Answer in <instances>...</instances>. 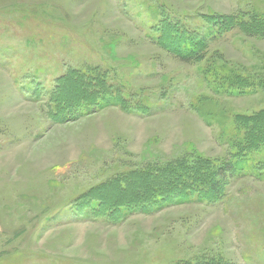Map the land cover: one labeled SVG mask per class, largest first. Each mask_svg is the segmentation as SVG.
I'll return each mask as SVG.
<instances>
[{"label": "rangeland", "instance_id": "1", "mask_svg": "<svg viewBox=\"0 0 264 264\" xmlns=\"http://www.w3.org/2000/svg\"><path fill=\"white\" fill-rule=\"evenodd\" d=\"M210 16L238 22L199 62L151 38L162 21L203 37ZM246 22L264 28V0H0V264H264V162L212 202L123 208L231 160L235 118L264 110ZM89 69L82 89L117 106L56 120L61 78Z\"/></svg>", "mask_w": 264, "mask_h": 264}, {"label": "trees", "instance_id": "2", "mask_svg": "<svg viewBox=\"0 0 264 264\" xmlns=\"http://www.w3.org/2000/svg\"><path fill=\"white\" fill-rule=\"evenodd\" d=\"M206 22L208 33L203 37L181 28L176 23L162 21L155 25V33L151 38L160 49L180 62L186 64L199 62L205 57L209 39H219L222 34L235 27L238 21L229 17L210 16ZM246 23H248L247 26L252 29V32L264 30L263 26H256L250 22ZM94 76H99L98 70L89 69L83 73H70L61 78V81L73 80L74 83L70 81L71 86H69L68 91L65 92L62 99L59 98V104L56 103L58 105V111L54 112L56 120L60 122L76 120L105 107L117 106V102L111 100V97L105 93L92 97L93 94L82 89L92 87L91 81L94 78L91 77ZM75 78L77 81L74 80ZM239 81L241 82V80ZM235 125L236 129L233 130L232 141L230 140L234 147L231 154L232 158L215 171V180H211L207 185L199 182V184H195L196 186L190 185L187 188H176L174 191L168 192L161 191L158 193V197L149 195L138 205L123 208L140 214H150L154 210H162L165 206L208 203L215 201L220 194L217 178L225 179L226 175L233 177L235 175L240 176L242 173L260 176L261 173L258 174V168L264 162L261 160L264 159V110L250 117L235 118ZM240 133H243V135L239 136ZM233 139L236 141H233ZM161 169L150 170L149 177H157L161 173ZM121 180L112 181L110 184L112 186L120 185ZM151 202L158 207H149V204L150 206L153 205Z\"/></svg>", "mask_w": 264, "mask_h": 264}]
</instances>
